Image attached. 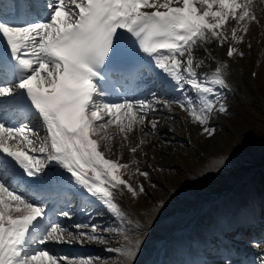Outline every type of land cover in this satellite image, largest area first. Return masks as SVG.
I'll return each mask as SVG.
<instances>
[{
	"label": "snow or ice",
	"instance_id": "snow-or-ice-1",
	"mask_svg": "<svg viewBox=\"0 0 264 264\" xmlns=\"http://www.w3.org/2000/svg\"><path fill=\"white\" fill-rule=\"evenodd\" d=\"M13 4L18 23L0 13V40L5 46L0 52V264H77L33 249L49 242L71 243L73 235L81 243L85 238L107 242L95 235L97 225L76 223L72 227L78 231L73 234L52 222L45 192L61 187L65 178L59 171L50 173L49 164L58 165L69 174L68 182L122 219L125 214L116 197L124 190L135 197L145 188L125 179L129 164L107 156L115 136L122 134L123 148L131 143L128 134L136 126L147 122L156 129L158 121L148 120V115L158 105L177 104L199 125H207L217 107L226 112L218 89L229 88L228 64L216 61L208 46L227 44V57H243L233 44L244 42L249 25L261 21L253 0H13ZM43 12L48 13L46 18ZM230 21L235 26L229 32ZM120 32L127 40H121ZM125 57L141 63L147 58L180 98L162 99L156 92L144 99L121 97L112 76ZM212 64L216 66L210 73L200 71ZM113 94L116 100L110 99ZM5 115L23 118L9 123ZM33 117L45 132L43 143L31 125ZM143 143L131 146L130 152L136 154ZM37 152L43 160L30 154ZM20 187L27 190L19 191ZM140 243L107 250L134 261Z\"/></svg>",
	"mask_w": 264,
	"mask_h": 264
},
{
	"label": "rangeland",
	"instance_id": "rangeland-1",
	"mask_svg": "<svg viewBox=\"0 0 264 264\" xmlns=\"http://www.w3.org/2000/svg\"><path fill=\"white\" fill-rule=\"evenodd\" d=\"M263 30H259L260 32H258L257 36L254 35V38H248L246 35L244 42L234 43L238 51L244 53L243 57L236 54L234 55V59L230 62L224 57L225 61L223 62L228 64L231 73L234 74V78L239 82V85H234L236 92L233 91L232 93L227 89H218L220 92L219 102L227 106L226 112H219L217 107V109L211 113L207 125H199L190 119L188 126L185 125V119L181 118V114L178 116L176 113L174 119L181 124L183 131L186 132L188 128L189 137L196 141L202 149L208 150V157L206 156V158L203 154L198 153L195 147V149H192L188 144L189 142L187 141L188 139L185 133L181 131L178 140L169 144V151H172V156L177 159L178 162L170 164L168 160L162 159L161 162L155 164V168L149 166V164H152L151 162L143 165L144 167L140 166L138 170L147 171L149 173L148 177L140 176L137 171L132 172L135 175V181L132 177V182H134L133 186L139 187L143 185L145 188V191L139 193L138 196L133 197L131 195L132 207L138 214L147 215L150 211L157 212L162 210L170 214H178L176 212L179 211V215L182 217L183 211H180L179 207L180 203L184 204L186 199L179 198V195H198V193L203 191L212 180L215 181L217 175L222 173L224 169H227V173L234 171L237 175H240L246 171L249 172L248 169L252 166L264 163V150L255 149L256 141L253 139L252 135H250V133H254L256 128L262 129L264 127ZM248 43H251V48L247 46ZM211 47L217 49V53L221 52L222 55L224 54L225 46L219 48L217 44H214L213 46L211 45ZM257 57H259L258 63L255 62ZM253 69L256 70L255 77L251 75ZM228 80H230V78ZM205 127L213 129L214 131L207 133L204 131ZM143 130L145 131L144 128ZM171 132L174 133V128ZM148 133L150 135L153 134L151 135L153 137L160 136L159 131L156 129H149ZM114 139L115 141L119 140L117 135ZM138 139H140V137H138ZM157 148L158 143H154L152 146L153 154L150 157L151 161L153 159L156 161L160 160ZM140 150L141 148H139V151ZM111 151L115 152V154L117 153L114 144ZM140 153H142V151H140ZM133 160L134 159L131 160V163H133ZM135 160L145 161L143 156L140 155H137ZM217 161H223V164L220 165ZM133 166L132 164V167ZM156 174H158L161 180L165 181L166 184H160L157 178H155ZM167 184L172 186V191L166 186ZM127 216H129L131 222L135 224L132 230H137L136 228L140 229L137 230L136 233H133V235H127V239H125V234H123L119 228L117 229L115 224L117 221ZM93 219H95V221L98 220V222L93 221L92 225L99 226L95 235L103 237L107 242L101 243L100 241L89 240L92 248L96 247L98 250H104L100 251L101 253L98 254L79 256L78 258L77 256L68 257L69 260L77 259L78 261L75 260L77 264L80 260H87L90 258L93 264H122L123 260L140 264V259L143 255V246H138L139 250L134 261H130L128 258H122L119 253L114 251L110 252L107 249L131 246V244H127V240L143 237L150 233L153 235L151 240L156 241L158 238V234L151 231L145 224L138 222L136 218L130 214H125L122 219H113L109 217L108 213L97 212ZM108 228H112L114 231L109 232L107 231ZM74 237L75 235L73 238ZM77 240L78 239H76V241ZM86 240L87 238L84 239V241ZM71 243H74V241Z\"/></svg>",
	"mask_w": 264,
	"mask_h": 264
},
{
	"label": "bare ground",
	"instance_id": "bare-ground-1",
	"mask_svg": "<svg viewBox=\"0 0 264 264\" xmlns=\"http://www.w3.org/2000/svg\"><path fill=\"white\" fill-rule=\"evenodd\" d=\"M253 11L255 12V14L257 15V17L261 21V23L256 24L253 22L252 24L249 25V33L247 34L248 38H254V35L257 36L258 32H260L259 30L264 29V0H253ZM230 23L232 24L234 22L230 21ZM208 48L212 52L216 61L220 62L221 59H223L225 52H226V49L224 51V54L222 55L221 52L217 53L216 52L217 49H213L211 47V45H209ZM201 55H202V53H199V52L197 53V56H201ZM215 66H216L215 64H212V67L202 68L200 71L210 73L212 71V68H214ZM232 67L234 69L233 65H232ZM229 72H230V69H226L225 75L228 77V74H229L230 79H231V80H227V81L228 82L231 81V84L233 86L239 85V82H237V79L234 78V74L231 72L229 73ZM147 95H149V94H142V95L136 94L133 97H131L130 99H137V98L144 99V98H148ZM173 98L179 99L180 96L178 95L176 97H172V96L168 97V99H173ZM157 108H158L157 113L163 115V116H161L162 120H161L160 125L158 123V126L156 128V130L159 131L160 136H156V137L151 136L153 134L150 135L147 131V129H151V127L146 122L145 126L142 127V126L138 125V126H136V128L133 132L128 134V140L131 143L125 144L123 148L120 147L121 141L123 139L122 134H117V138H119V140L115 141V139H114L111 142L112 145L114 144V148H115V151L117 153L115 154V152H113V151L107 152V156L109 158L118 159V160H120L121 163H127L130 165V167L127 170L126 175H125V179H128L130 183H132L133 178L135 181V175L132 172L137 171V169H139L140 166L142 167L143 165L149 164L151 162L152 164L151 165L149 164V166L151 168H153V167L155 168V164H157V162H161L162 159L168 160V162L170 164L178 162V160L172 156V151H169V144H171V142H173V141L178 140V138L180 137L181 131L184 132L187 139L190 140L192 142V144H194V147L196 148V151L198 153H201L205 157L206 156L208 157V154H207L208 150L206 151V150L202 149L201 146L198 145L196 141H194L192 138L189 137L190 134H189L188 128H187L186 132L183 131L181 124L174 119L176 116V113L178 114V116L181 114V118L185 119V125L188 126L191 118L184 110H182L177 104H172L171 107H168V106L164 107L163 105H158ZM152 113L153 112L149 113L148 120H152V119L157 120L160 117V116H155ZM169 116H172V117H169ZM33 126L39 128L40 131L43 130L42 128H40L41 125L38 122L33 123ZM143 128L145 129V131L143 130ZM173 128H174V133L171 132V131H173ZM138 137H140V139H138ZM141 140L144 141V143L140 147L141 148L140 151H142V153H140L139 150L136 154L131 153L130 147L135 145V144H139ZM168 141H170V142H168ZM107 143L108 142H105V145H107ZM154 143H158L157 152H158V156L160 158L159 161H156L154 159L152 161L150 160V157L153 154L152 153V146ZM137 155L143 156L145 161L141 160V161H139V163H131V160L132 159L135 160ZM164 155H167V156H164ZM129 158H130V160H129ZM132 164L134 165L133 167H132ZM255 169H256V167L252 169L253 172L250 173L249 178L246 179L245 181H243L241 184H240V180L244 177L243 175L248 174L247 171L242 176L237 175L234 171L231 173H227V169H224V171L222 173H219L217 175L215 181L213 182L214 185L218 184L217 188H220V191L218 193L230 192L231 194L234 193V196L230 197V198L226 197L222 200L221 203L224 204L225 207H228L227 210L223 209V207H219V205H216L214 207H211L208 211H206L207 213L206 212L203 213L204 215L201 216V219L203 221L210 220V222H212V219L219 218L220 220L217 222V225H220V224H224L223 220H221V216L229 214L230 211L233 212L234 208L237 210L242 208L240 211H242L244 208L245 211H248L249 208L247 205L248 204H255L259 200L258 196H259V192H260L257 184L254 188H251V186L254 185V182L257 181V178L264 176V170H262V171L257 170L256 171ZM48 170L57 171L56 168H50ZM249 172H250V170H249ZM155 178H157V181L160 184H166L165 181L161 180V178L159 177L158 174L155 175ZM166 186L169 188L170 191H172L171 185L167 184ZM198 196H199V198L194 203H191L189 201V197L187 196L185 205H181V207L185 210L186 208L191 207V206H198L205 199H207V197L203 194H200ZM178 197H180V195ZM115 202L121 208L122 212L128 213V215L130 213L131 215L135 216L136 220L138 222L145 224L151 231H153L155 233L160 232L159 234L162 235L161 237L163 239H165L166 241H168L169 243L172 241L174 233H173L171 226L174 222H172L170 219H168V221H167V218L169 217V214H168L169 212L162 210V211H157V212L150 211L147 215L138 214L131 205V193L127 192V190H124L122 193H120L116 197ZM249 206L255 207L252 205H249ZM240 217H242V214L239 216V218ZM66 226H68V225H66ZM182 227H184V226H182ZM182 227H180V228H182ZM194 227H196V226H193V228ZM188 235L189 234H186L185 236H188ZM151 237H152V234L150 233V234H147L143 237L134 238L133 240L130 239L128 244L129 245L131 244V246H132V244H134L136 241H140L141 243L138 246H143V249H150V248H152L151 243H150ZM186 238H189V236ZM161 251H163V249ZM144 258H146V257L144 256ZM123 264H133V263H131L127 260H124ZM189 264H192V263L190 262Z\"/></svg>",
	"mask_w": 264,
	"mask_h": 264
},
{
	"label": "trees",
	"instance_id": "trees-1",
	"mask_svg": "<svg viewBox=\"0 0 264 264\" xmlns=\"http://www.w3.org/2000/svg\"><path fill=\"white\" fill-rule=\"evenodd\" d=\"M264 116V115H263ZM250 135H252L253 138H255V140L261 145L264 146V127L261 128H256L254 130V133H250Z\"/></svg>",
	"mask_w": 264,
	"mask_h": 264
}]
</instances>
